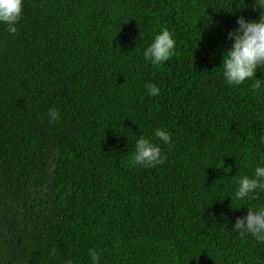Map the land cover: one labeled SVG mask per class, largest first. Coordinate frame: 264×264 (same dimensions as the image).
I'll use <instances>...</instances> for the list:
<instances>
[{"label": "trees", "instance_id": "16d2710c", "mask_svg": "<svg viewBox=\"0 0 264 264\" xmlns=\"http://www.w3.org/2000/svg\"><path fill=\"white\" fill-rule=\"evenodd\" d=\"M252 3L23 0L17 32L0 23V264H92L89 249L99 264H264V243L233 230L264 207V190L235 199L264 167V83L230 86L221 65ZM165 28L175 54L153 65ZM141 135L164 164L132 165Z\"/></svg>", "mask_w": 264, "mask_h": 264}, {"label": "clouds", "instance_id": "9594fccd", "mask_svg": "<svg viewBox=\"0 0 264 264\" xmlns=\"http://www.w3.org/2000/svg\"><path fill=\"white\" fill-rule=\"evenodd\" d=\"M252 10L259 13L258 20H245L243 16L237 18L238 27L228 33L232 40L231 48L222 55L223 77L228 85L239 86L246 80H252L250 87L255 91L260 89L264 80L256 78L258 69L264 68V0H253ZM23 0H0V23L6 25V31L12 35L17 32L16 24L22 16ZM176 41L168 29H163L155 35L153 42L144 50V58L153 65H160L170 60L175 54ZM145 87L150 96H158L160 89L156 84L148 82ZM50 123L59 119V112L55 108L47 113ZM155 137L164 144H171L170 133L157 128ZM264 143V130L260 135ZM167 156L162 153L161 147L150 139L141 135L135 144V153L131 160L133 166L156 167L162 165ZM238 188L235 199H256V190H264V167L255 169L254 177L242 176L237 180ZM232 199V198H231ZM233 230L241 237L251 234L258 242L264 243V207L248 208L247 215L238 217ZM56 255L53 249L50 253ZM92 264H99L100 254L95 249H89ZM65 264H73L66 260Z\"/></svg>", "mask_w": 264, "mask_h": 264}]
</instances>
